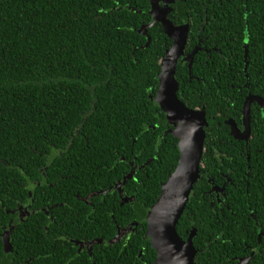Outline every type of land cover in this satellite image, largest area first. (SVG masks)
Instances as JSON below:
<instances>
[{"label": "trees", "instance_id": "trees-1", "mask_svg": "<svg viewBox=\"0 0 264 264\" xmlns=\"http://www.w3.org/2000/svg\"><path fill=\"white\" fill-rule=\"evenodd\" d=\"M173 1L168 21L189 31L178 96L209 122L177 232L196 230L198 264L252 251L249 264H264V109L252 104L249 141L225 123L244 131L247 97L264 98V0ZM152 21L149 0H0V259L154 264L147 217L180 150L156 101L173 41L161 23L141 34ZM131 172L120 197L112 188ZM96 238L93 256L67 260L70 239Z\"/></svg>", "mask_w": 264, "mask_h": 264}, {"label": "water", "instance_id": "water-1", "mask_svg": "<svg viewBox=\"0 0 264 264\" xmlns=\"http://www.w3.org/2000/svg\"><path fill=\"white\" fill-rule=\"evenodd\" d=\"M149 1L153 21L150 25L142 26L140 33L146 35L149 27L161 23L165 33L173 41L172 47L161 62L160 86L156 101L166 114L168 125L173 127L167 133L178 139L180 160L174 173L162 185L160 198L149 212L146 235L157 253L154 264H196L197 253L193 246L196 230L185 241L179 236L177 226L190 201L194 186L200 179V164L206 138L204 129L209 126V122L204 110L189 109L178 96L179 83L175 75L179 60L186 49L188 26L175 27L168 21L167 6L174 3L173 0ZM254 102L264 109V98L252 95L247 97L242 110L244 131H241L234 120L225 122L231 127V135L238 141L250 139L251 107ZM133 175L134 172H131L124 182L120 183L119 189ZM125 202L127 200L123 199V203ZM10 236L11 232H6L2 237L6 252L12 249ZM248 260H243L240 264H247Z\"/></svg>", "mask_w": 264, "mask_h": 264}, {"label": "flooded vegetation", "instance_id": "flooded-vegetation-1", "mask_svg": "<svg viewBox=\"0 0 264 264\" xmlns=\"http://www.w3.org/2000/svg\"><path fill=\"white\" fill-rule=\"evenodd\" d=\"M168 7H169V5L167 6V9H168ZM161 8H163V4H161ZM183 57V56H182ZM242 131V130H241ZM127 177V176H126ZM125 177V178H126ZM120 183L121 182H117V183H115L114 184V186H113V190L114 191H117L118 193H119V196L121 197V196H123L124 195V190H123V188L122 189H119V185H120ZM214 189L215 188H213V191H214ZM110 191V189L109 190H107V192H109ZM218 191V194H217V198L219 199L220 198V193H221V190H217ZM122 199H126L127 200V202H125V203H128L130 200H131V198H129L128 196H124ZM122 199H121V204H122ZM129 200V201H128ZM218 203L220 204L221 203V201H220V199H219V201H218ZM90 205H92L93 206V204L90 202L89 203ZM22 209H24L23 208V206L22 207H20V210H21V216L22 217H24L23 215H22ZM132 225H133V223L132 224H130L127 228H124V229H119V231H118V234L116 235V239L114 240V241H117L118 239H123L125 236H127V235H129L133 230H132ZM6 232H13V228H11V230H9V231H6ZM5 232V233H6ZM4 233V234H5ZM3 234V235H4ZM3 237V236H2ZM261 238H259V240H260ZM70 241H71V244H72V250H68L69 251V253H70V258L69 259H67V260H70V261H76V262H78V261H80V260H83V261H86L85 259L86 258H84L83 257V253H87V254H90L91 256H93L94 254H95V252H94V247H95V244L97 245V244H102L103 242H104V240L101 238H99V239H95V241H92V242H90V241H85V240H83V239H80V240H78V239H70ZM114 241H109L108 242V244H112ZM3 251H4V253H6V254H9V253H11V252H13V250L11 249V250H9L8 252H6L5 251V248H4V246H3ZM79 255H81L83 258H79ZM254 251H252L249 255H247V256H245V257H240V258H238V257H235V258H231L230 259V261H232V262H235V261H237V264H240L243 260H246V259H249L248 260V262H247V264H249L250 263V261L253 259V257H254ZM196 259V258H195ZM1 262H3L4 264H11V262H9V259H8V257H4V258H2V259H0V263ZM195 263L196 264H198L196 261H195Z\"/></svg>", "mask_w": 264, "mask_h": 264}, {"label": "rangeland", "instance_id": "rangeland-1", "mask_svg": "<svg viewBox=\"0 0 264 264\" xmlns=\"http://www.w3.org/2000/svg\"><path fill=\"white\" fill-rule=\"evenodd\" d=\"M29 214V211L27 209H22V215L26 216Z\"/></svg>", "mask_w": 264, "mask_h": 264}]
</instances>
